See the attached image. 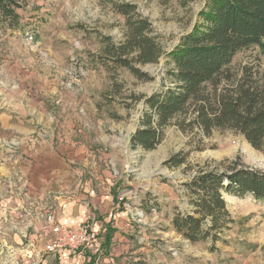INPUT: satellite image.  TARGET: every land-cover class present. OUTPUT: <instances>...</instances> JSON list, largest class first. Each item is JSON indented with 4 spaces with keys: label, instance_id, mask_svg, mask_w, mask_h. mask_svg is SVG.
Returning a JSON list of instances; mask_svg holds the SVG:
<instances>
[{
    "label": "rangeland",
    "instance_id": "rangeland-1",
    "mask_svg": "<svg viewBox=\"0 0 264 264\" xmlns=\"http://www.w3.org/2000/svg\"><path fill=\"white\" fill-rule=\"evenodd\" d=\"M205 2L25 0L18 11V29H0V153L31 139L7 125H87L83 141L93 146V138H102L95 149L100 155L112 153L106 160L108 171L126 179L115 204L131 213V264H264V203L250 196L224 195L234 223L222 241L191 244L170 225L176 208L187 210L183 184L197 171L223 170L233 162L264 171V153L234 131L214 130L206 136L196 127L182 132L174 121L152 151L132 149L130 144L125 148L122 141L125 132L134 133L145 109L136 99L158 92L170 80L166 58L138 66L152 78L147 81L105 59L102 39L108 37L116 46L126 32L113 4L135 5L168 53L192 29ZM263 63L264 56L250 48L235 57L233 69L240 75L243 67ZM94 125H103L102 132ZM177 155L185 158V166L164 165ZM21 184L18 177L0 172V264H44L46 241L38 245L25 236L27 228L18 215Z\"/></svg>",
    "mask_w": 264,
    "mask_h": 264
},
{
    "label": "trees",
    "instance_id": "trees-1",
    "mask_svg": "<svg viewBox=\"0 0 264 264\" xmlns=\"http://www.w3.org/2000/svg\"><path fill=\"white\" fill-rule=\"evenodd\" d=\"M25 0H0V29L16 30ZM124 20V40L110 44L105 37V59L126 69L139 80H151L139 65L158 64L166 58L169 85L150 96L138 97L145 109L130 137L132 149L152 151L174 123L182 132L198 128L209 136L214 130H231L253 149L264 153V63L233 69L235 57L256 48L264 56V0H206L192 29L166 53L153 36L151 23L129 3H114ZM103 57H100L101 60ZM241 163L223 170H199L183 184L187 210H174L172 230L183 240L197 244L221 236L234 223L224 195L250 196L264 203V171ZM170 168L186 165L181 155L164 163ZM141 210L145 211L141 206ZM148 212V211H147Z\"/></svg>",
    "mask_w": 264,
    "mask_h": 264
},
{
    "label": "crops",
    "instance_id": "crops-1",
    "mask_svg": "<svg viewBox=\"0 0 264 264\" xmlns=\"http://www.w3.org/2000/svg\"><path fill=\"white\" fill-rule=\"evenodd\" d=\"M86 126L7 125L16 135L31 139H23L7 147L5 154L0 153V172L22 181L23 196L17 210L27 228L25 236L31 241L39 245L47 240L49 215L74 229L85 223L91 226L94 249L49 255L44 245V264H131V217L115 204L126 179L108 171L106 160L112 153L100 155L95 149L102 138H93V146L83 141L81 134ZM94 126L102 132L103 125ZM38 130L45 131V135ZM130 137L131 130L123 136L125 148ZM28 200L34 203L28 204Z\"/></svg>",
    "mask_w": 264,
    "mask_h": 264
},
{
    "label": "built area",
    "instance_id": "built-area-1",
    "mask_svg": "<svg viewBox=\"0 0 264 264\" xmlns=\"http://www.w3.org/2000/svg\"><path fill=\"white\" fill-rule=\"evenodd\" d=\"M129 216L131 217V213ZM46 223L47 240L44 251L47 254L57 255L64 250L70 254L84 253L94 249L95 237L90 224L85 223L81 227L74 229L57 223L52 215L47 216Z\"/></svg>",
    "mask_w": 264,
    "mask_h": 264
}]
</instances>
